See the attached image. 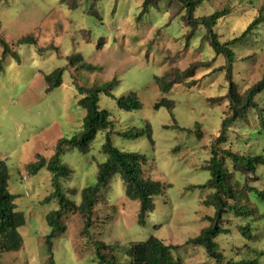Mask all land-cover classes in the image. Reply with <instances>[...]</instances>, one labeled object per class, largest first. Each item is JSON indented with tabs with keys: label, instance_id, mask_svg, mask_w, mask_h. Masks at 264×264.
<instances>
[{
	"label": "rangeland",
	"instance_id": "374dc122",
	"mask_svg": "<svg viewBox=\"0 0 264 264\" xmlns=\"http://www.w3.org/2000/svg\"><path fill=\"white\" fill-rule=\"evenodd\" d=\"M144 1L100 0L97 18L88 15L85 6L71 10L67 3L73 0H0V34L4 39L15 44L28 35L37 38V44L13 46L19 60L7 57L0 76V160L8 165L9 192L17 197V208L26 218L19 229L23 248L0 254V264H50L45 244L51 232L47 215L58 209V203L41 202L53 192L52 176L47 168L30 176L25 167L38 155L50 160L60 139H71L82 130L85 111L78 105L82 97L71 73L75 69L67 68L62 85L52 92H47L44 80L45 75L66 68L74 52L96 67L95 71H78L80 85H102L116 78L115 98L130 93L139 98L142 108L133 112L120 110L116 100L104 94L99 105L111 114L117 132L151 127L154 144L147 136L125 139L118 134L112 135V142L122 151L145 155L146 174L165 186L163 194L154 199V211L141 226L137 222L139 203L126 197L124 184L115 177L105 199L94 209L93 241L114 245L112 252H103L115 255L120 264L131 263L128 249L132 243L145 242L151 236L167 245H179L173 254L183 264H215L204 247L186 245L210 225L207 219L215 209L204 201L212 191L188 188L204 185L211 178L202 168L210 159V145L215 143L228 111L226 61L215 54L205 28L199 27L189 37L192 28L187 27L186 9L179 0H157L146 9ZM224 9L230 14L214 28L221 43L240 36L256 16L264 14V0H207L194 17ZM232 49L233 80L245 95L264 78V24ZM2 52L0 46V58ZM192 65L195 74L191 79L168 93L160 90L156 77ZM163 99L174 101L173 111L156 109ZM257 102L264 107V93ZM173 117L185 131L174 127ZM197 124L202 126L201 138L186 131H194ZM259 129L257 114L250 111L245 121L229 127L227 142L221 147L246 155L264 154V133ZM105 140L106 135L99 134L88 154L74 150L62 156L63 163L74 171L70 180H63V189L68 197V190L76 189L78 203L81 191L96 184L98 166L108 158L102 152ZM245 183V187L264 189V168ZM251 202L257 217L228 214L224 218L230 233L221 235L217 242L225 263L259 256L264 264V256L259 255L264 254V205L253 197ZM62 222L66 232L53 241L54 264H96L95 247L82 236L83 216L66 213ZM247 225L254 235L251 242L239 232Z\"/></svg>",
	"mask_w": 264,
	"mask_h": 264
},
{
	"label": "trees",
	"instance_id": "16d2710c",
	"mask_svg": "<svg viewBox=\"0 0 264 264\" xmlns=\"http://www.w3.org/2000/svg\"><path fill=\"white\" fill-rule=\"evenodd\" d=\"M184 9H186L187 27L192 28L189 37L194 36V32L203 27L207 30L209 43L217 56L224 57L226 61V79L228 82V111L226 118L222 120L219 135L215 143L210 145V159L203 166V170L210 172L211 178L201 186H192L188 190L202 189L212 191L210 198L204 201L208 207L215 209V214L208 217L210 225L204 228L201 233L186 242V245L195 247L202 246L209 258L215 261V264H260V257L251 259H242L240 261H229L225 263V255L219 249L217 239L221 235L230 233V230L224 226V218L228 214H233L238 218L249 219L257 217V210L252 206L251 198L264 205V189L256 187H245L244 180L255 176L259 169L264 168V154H242L230 149L221 147L227 142V133L231 125L236 122L245 121L250 111H255L259 121V133H264V107L257 102V97L264 93V78L253 85L245 95L238 90V85L233 80V64L235 53L232 48L242 45L262 24H264V14H259L247 26L244 32L229 42L221 43L220 36L214 31L218 21L230 14L229 9L217 11L211 15L195 18L197 9L207 0H179ZM100 0H73L67 3L71 10H76L79 6H85L88 15L100 17ZM157 0H145L143 8L150 5H156ZM37 44V38L34 35H28L19 39L15 44L8 43L0 34V46L3 49L0 58V76L4 71V63L7 57L13 56L19 60L17 52L13 49L23 45ZM57 50L53 47H49ZM47 48V49H49ZM46 50V49H44ZM67 68H72V76L77 85L81 99L79 107L85 111L82 130L71 139H60L56 145L55 154L50 159L38 155L36 161L26 165V173L30 176L37 175L43 168H47L52 176L53 192L47 196L41 203L47 204L53 201L58 203V209L47 215V223L51 232L45 238L47 254L50 257V264L53 261V241L55 238L66 232L62 218L66 213H79L83 216L84 228L82 236L89 242H92L96 250V264H120L115 255H108L103 250L113 251L114 245H107L102 241H93L91 228L93 226V214L96 205L105 199V194L109 189L111 182L115 177H119L125 186V195L128 199L139 203L138 224L145 226L146 217L155 209L154 199L163 194L165 186L146 174L144 167L148 163V158L139 153L125 152L113 145L112 135L125 139H138L147 136L154 144L152 129L149 125L143 128H131L124 132H117L111 114L101 109L100 95L104 94L116 100L118 108L125 112H133L142 108L139 98L130 93L121 98H115L114 89L119 81L114 78L108 83L102 85H80L78 83V71H95L96 67L85 63L83 56L74 52L68 57L66 68H59L53 73L44 76L47 84V92H52L59 88L63 82V75ZM195 65L186 69L169 73L168 76L156 77V82L163 93L170 92L175 85H182V82L191 79L195 74ZM165 107L173 111L174 101L163 99L156 105V109ZM174 127L185 131L179 127L173 117ZM166 128H170L167 126ZM202 126L197 124L195 130H186L189 134H196L198 138L203 136ZM99 134L106 135V140L102 146V152L107 155V160L98 166L97 180L94 186L85 188L81 191V200L76 202L74 199L76 189H69L71 197L66 195L63 189V180H70L74 171L69 165L64 164L62 156L67 152L78 151L81 154H88L91 146ZM8 165L0 160V254L5 252H17L23 248L24 239L19 233V229L26 224V218L23 212L19 211L16 205L17 197L9 192V173ZM244 184V185H243ZM239 232L247 242L254 239L252 229L249 225L241 227ZM180 248L179 245H167L162 240L151 236L145 242L132 243L128 249L130 264H183L182 260L174 256V252ZM264 256L263 253L259 254Z\"/></svg>",
	"mask_w": 264,
	"mask_h": 264
}]
</instances>
